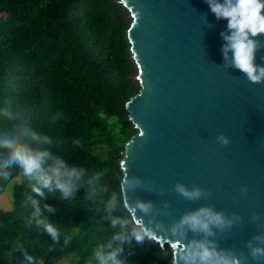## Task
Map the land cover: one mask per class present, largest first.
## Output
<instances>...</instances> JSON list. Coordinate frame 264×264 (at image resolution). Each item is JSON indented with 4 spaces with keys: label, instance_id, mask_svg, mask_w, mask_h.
I'll use <instances>...</instances> for the list:
<instances>
[{
    "label": "trees",
    "instance_id": "trees-1",
    "mask_svg": "<svg viewBox=\"0 0 264 264\" xmlns=\"http://www.w3.org/2000/svg\"><path fill=\"white\" fill-rule=\"evenodd\" d=\"M130 22L118 0H0V138L47 150L45 170L58 158L83 171L68 198L54 183L43 196L33 191L37 180L10 187L12 207L0 210V264H29L25 253L36 264L62 258L99 264L101 246L105 253L122 248V264H173L167 245L113 239L121 231L113 218L127 224L130 237L139 230L123 203L119 167L136 134L125 110L139 91L126 37ZM9 151L0 148V160ZM22 174L15 164L0 167V196ZM33 200L57 228L58 241L31 219Z\"/></svg>",
    "mask_w": 264,
    "mask_h": 264
},
{
    "label": "water",
    "instance_id": "water-1",
    "mask_svg": "<svg viewBox=\"0 0 264 264\" xmlns=\"http://www.w3.org/2000/svg\"><path fill=\"white\" fill-rule=\"evenodd\" d=\"M118 1L131 20L126 37L139 86L125 104L136 134L119 162L133 223L151 230L149 239L167 245L177 264L178 255L203 237L174 232L176 224L189 211L213 205L226 215L237 213L241 222L214 229L209 239L220 249L243 251L247 264H264L246 247L261 230L251 216L264 214V81L251 83L225 67L221 33L228 22L216 19L206 0ZM256 62L264 65V49ZM221 134L229 145L218 142ZM177 182L198 185L211 197L189 201L175 192ZM140 203H150V211H141Z\"/></svg>",
    "mask_w": 264,
    "mask_h": 264
},
{
    "label": "clouds",
    "instance_id": "clouds-1",
    "mask_svg": "<svg viewBox=\"0 0 264 264\" xmlns=\"http://www.w3.org/2000/svg\"><path fill=\"white\" fill-rule=\"evenodd\" d=\"M211 12L216 19L227 20V31L222 32L221 36L225 43L222 46V53L226 61L225 67H232L242 73L248 81L257 84L264 81V65L256 62L258 51L264 49V41L258 37L264 35V0H206ZM10 115V113H8ZM33 139L43 144H51V137L47 135H37L33 133ZM219 143L227 146L230 144L229 139L221 134L217 137ZM0 148L9 149L6 159L0 160V167L9 165H18L23 169V173L28 177H36L37 185L33 186V191L43 196L42 189L51 188L53 183L64 198H68L76 190L75 182L79 180L83 171L75 167H69L62 160L55 158L53 165L47 170L43 168L44 162L50 157L47 150H34L25 144H19L15 139L0 138ZM139 184V181H135ZM175 192L189 201H197L201 198H210L211 193L206 192L198 185H193L191 189L184 183L177 182L174 185ZM248 189H241V194L247 196ZM114 203V201H113ZM34 212L32 220H35L38 227L49 234L54 241H58L57 228L43 217L38 201H32ZM111 208L112 205L110 204ZM141 211L147 213L152 205L150 203H140L138 205ZM49 212H54L49 205H45ZM251 223H260L261 230L251 240L247 242L246 247L249 249L250 256L256 261H264V214L253 213L250 218ZM241 222V217L237 213L231 216L226 215L223 211H217L213 205H206L189 211L184 214L180 221L173 229L181 235L185 231H191L194 234L201 235L203 239L191 242V247L184 250L182 256L178 255L177 264H247L248 255L243 251L237 254L234 250L220 249L214 239L217 229L221 232L230 230L236 224ZM112 227H120L113 239L121 245L134 238L141 243L145 238H151L153 232L146 227H140L139 230L132 233L130 237L127 224L118 218H113ZM67 242V241H66ZM112 247L111 244L108 245ZM122 248H118L107 253L104 252L103 246L97 249L95 256L99 264H122L118 258ZM26 260L29 264H36L34 258L25 253ZM38 264H44L40 260Z\"/></svg>",
    "mask_w": 264,
    "mask_h": 264
},
{
    "label": "rangeland",
    "instance_id": "rangeland-1",
    "mask_svg": "<svg viewBox=\"0 0 264 264\" xmlns=\"http://www.w3.org/2000/svg\"><path fill=\"white\" fill-rule=\"evenodd\" d=\"M21 182H26L29 185H35L36 183V177H28L25 176L24 174L18 176L17 178H15L8 186V189L5 193H3L0 196V210L2 211H6L11 209L12 207V199H11V195H10V187L14 184V183H21ZM69 259L68 258H62L59 259L55 262V264H68Z\"/></svg>",
    "mask_w": 264,
    "mask_h": 264
}]
</instances>
